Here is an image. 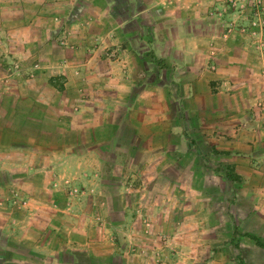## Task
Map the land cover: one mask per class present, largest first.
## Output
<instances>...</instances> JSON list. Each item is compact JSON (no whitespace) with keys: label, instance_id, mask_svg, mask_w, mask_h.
I'll use <instances>...</instances> for the list:
<instances>
[{"label":"rangeland","instance_id":"obj_1","mask_svg":"<svg viewBox=\"0 0 264 264\" xmlns=\"http://www.w3.org/2000/svg\"><path fill=\"white\" fill-rule=\"evenodd\" d=\"M204 1L207 25L217 23L221 30H212L211 36L204 30L202 49L191 34L194 30L182 27L183 18L173 19L192 1L159 0L153 9L165 15L170 30L159 27L140 38L133 26L87 30L84 44L94 49L88 50L93 56L84 69L88 73L77 65L42 66L56 90L37 83L34 101L25 102L26 128L17 129L21 113H10L4 131L3 142L9 146H0V154L10 162L0 164V207L9 209H0V222L10 217L6 226L15 231L33 198L41 208L50 204V210L33 212L31 224L26 219V237L33 240L41 230L63 246L71 226L78 237L87 232L84 248L74 244L57 249L73 254L77 264H117L116 254L122 261L132 256V264H264V233L255 237L245 226L250 207L241 197L243 180L228 161L231 152L214 145L216 139L232 138L233 120L224 108L230 88L218 90L208 82L217 69L211 60L232 41L242 43L253 62L246 72L234 69L231 74L235 80L242 78L251 94L246 100L248 120L256 128L264 123V0ZM136 2L112 0L109 8L128 24L144 9ZM73 31L52 35L60 60L73 55L65 50L77 45ZM162 34L167 37L162 39ZM131 43L132 62H114L121 46ZM182 62L185 67L179 69ZM67 69L75 81L69 71L64 73ZM6 72L19 81L21 62L17 71L7 64ZM26 76L33 78L32 72ZM27 88L33 92L34 87ZM213 107L218 113L210 111ZM34 116L45 118V125L36 124ZM66 116L78 130L71 136L56 124ZM66 144H74L68 153L87 156L82 162L51 160ZM52 217L61 225L47 221ZM12 236L5 247L23 250Z\"/></svg>","mask_w":264,"mask_h":264},{"label":"crops","instance_id":"obj_2","mask_svg":"<svg viewBox=\"0 0 264 264\" xmlns=\"http://www.w3.org/2000/svg\"><path fill=\"white\" fill-rule=\"evenodd\" d=\"M132 1L134 4H137L136 1L144 4V9L139 12L138 18H134L127 24V22L122 21L111 13L109 6L112 0H0V146L2 148L4 145L9 146L8 143L3 142V137L4 131L9 129L10 126V113L12 115L17 113L18 116L21 113L23 117L22 123H18L17 129L24 130L26 128L25 116L27 113L25 102L26 99L34 101V92L38 89V87H35L37 83H47L49 87L55 89L51 82L48 81L46 72L41 71L42 66L62 65L73 68L77 65L80 69H83L84 73H88L84 69L87 67L86 63L93 57L88 53V50L93 51L94 49L84 44L83 38L87 37V30H129V27L133 26L135 30H138V38L145 34L148 37L150 30H160L159 27H165V30H170V26H167L165 21H163L166 18L165 15L163 17L161 15L163 13L160 14L153 9L154 3L159 0ZM187 1H192L191 7L183 9L180 14L176 13L173 16L176 18L173 19L176 20L180 17L182 20L183 18L184 26L182 27H185V30H194V34H191L199 39L197 40L199 42L198 46L202 49L203 41L207 36V32L204 30H210V33H208L211 36V34H214L212 30H221V26L211 22L207 25V6L205 8L202 6V4L206 3L204 0ZM194 4H197V6ZM135 15H137V12ZM175 22L174 24H176ZM52 30L53 32H51ZM57 30H75L73 31L74 36H72V39L76 40L77 45L71 44V46L67 45L65 48L68 53L73 54L72 57H65V59L61 60L58 58L51 40L52 35ZM198 31L199 33L195 34ZM217 35L218 33L215 34L216 37ZM161 37L165 39L167 36L165 37L162 34ZM232 42H230L229 46L227 44L224 47L225 52L220 57L217 55L211 60L217 69L214 72H210L208 76V82L211 85L215 84L218 90L230 88V91L226 92L227 105L224 108L226 114L228 116L231 115L233 120L232 128L229 130L231 131L229 135H232V138L226 141L221 138L216 139L214 145L216 148L231 152V155H228V161L232 165L234 172L241 176L243 180L242 186L244 189L241 197L247 206L250 207L244 215L245 226L249 227V232L257 237L256 235L264 233V123H261V126L256 128L248 120L247 116L249 113L245 110L247 107L246 100L250 98L251 94L245 91L244 83H241L243 82L242 78L235 80V75L232 76L231 74L234 69L241 73L246 72L248 66L253 62V57L242 43L235 40ZM216 44L218 48L221 47V43L218 40H216ZM124 46L123 49L121 46V51L114 62H117L120 58H125V60L132 62V43ZM74 54L77 56L75 57ZM200 58L202 59V57ZM12 60L20 61L22 66V72L17 76L20 80L17 82L14 78H8L6 72L7 64ZM117 64L120 65V62L118 61ZM33 66L40 67V69L34 70ZM180 67L179 69L185 67V62H182ZM70 70L67 69L64 73L69 71V78L71 81H75ZM30 72H32L33 78L27 79L26 75H29ZM238 83L243 85L238 86ZM190 84L193 88L195 82L191 81ZM27 87H34L33 92H30ZM206 88H209V84ZM63 90L64 88L61 90L57 89V92L60 93ZM29 93L32 96H29ZM219 93L221 91H218L216 96H219ZM40 95L36 97L40 98ZM210 111L218 113L219 108L213 107ZM44 119L34 116L36 124L45 125L43 124ZM56 124L63 126L62 130L65 134H70V136L74 130H77L68 116L61 120L58 118ZM235 126L237 127L235 128ZM72 146L74 144H68V146L66 144L64 146L65 149L61 153L52 154L51 160H62L65 158V161L82 162L87 155L80 157L73 155V151L68 153ZM2 154H0V164L4 166L10 160L6 154ZM17 161L18 163L25 162L24 160ZM23 194L26 195L24 192ZM40 205L33 198L29 208L23 209L26 213L23 219H18L20 222L17 221L18 229L15 231L11 225L6 226L12 220H10V217L6 220L7 223L0 222V236L3 237V243L0 246V264H77L75 263L77 258L73 254L72 256L66 253L59 254L57 249L58 247L60 249L63 248L64 245L71 249L75 247L74 244H81V248H84L88 237L87 232L84 233L85 235L78 237L75 234L76 230L72 232L73 227L71 226L69 229L70 236H67L63 246L56 245L54 239H47L41 230L35 231L34 235L37 234L38 237L33 240H28L26 237L27 230L25 227L29 225L26 219L31 218V224L36 217L33 212L39 209L50 210V204L47 207L44 206L45 208H41ZM13 207L16 206L13 205ZM4 208L9 209V205ZM47 221L61 225V221L55 217ZM12 235H14V241L25 247L23 250L20 251L19 249L16 252H11L5 247L4 243H7L8 239L13 237ZM26 248L29 249L30 254L25 252ZM89 254L91 255V252L87 253V255ZM119 257L121 255H115V261L120 262L117 264H132V256H126L124 261Z\"/></svg>","mask_w":264,"mask_h":264},{"label":"built area","instance_id":"obj_3","mask_svg":"<svg viewBox=\"0 0 264 264\" xmlns=\"http://www.w3.org/2000/svg\"><path fill=\"white\" fill-rule=\"evenodd\" d=\"M9 67L12 71H17L19 68V61L18 60H12L9 62Z\"/></svg>","mask_w":264,"mask_h":264}]
</instances>
